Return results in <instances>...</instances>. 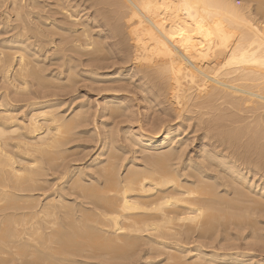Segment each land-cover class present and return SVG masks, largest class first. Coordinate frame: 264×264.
Wrapping results in <instances>:
<instances>
[{"label": "bare ground", "instance_id": "obj_1", "mask_svg": "<svg viewBox=\"0 0 264 264\" xmlns=\"http://www.w3.org/2000/svg\"><path fill=\"white\" fill-rule=\"evenodd\" d=\"M26 1L28 2L30 0H26ZM65 1L67 2V0ZM97 1L102 2L104 5H106L109 8V10L112 9V12L114 13L112 14L115 15L114 18L118 17V18L126 19L127 25L129 28V30L127 28L126 30H128L129 32L128 35L130 36L132 40V46H130L132 47V49L131 51L129 50L130 53L128 54V56H126V61L131 62L132 66L130 67V70L132 68V72L131 74L123 75V78H122V74L120 73V71L118 73L116 72L113 74L112 73H103V74L98 73L97 71H99L100 69H104V66L106 65L102 63L101 64L102 66H100L101 62H98L99 66H98V63L95 66L94 64H96V61H98L97 59H95L96 56H93L94 57L93 60H95V63H93L92 61L94 65L93 67L91 64V67H93L92 69L89 66L90 64L88 65L85 63L86 65L89 66L88 69H91V71H88V72L86 71L85 73L89 75H93L94 77L103 78V80L101 81H113V86L110 85V87L108 86L104 89H101V92L110 94V96L105 95L106 97L102 99L104 103V111L106 110L109 111V108H110L111 117L124 118L125 116V122L127 121V119L128 120L130 119V117L126 115L127 112H125L129 109L126 110V108H124L126 105L128 106V103H127L128 101L126 102L127 104H125L124 103L125 101H123V98H124L123 95L121 96L123 97L122 100H120V98L118 97L120 95L118 94L124 93V96H125V93H126L127 95H129V93L130 94L133 93V90L141 91V93L146 92L147 96L145 97L143 96L145 93L140 94L139 92L138 94L142 95L143 98H145L146 100L145 105L147 104L146 105L147 109L151 107V104L153 106L154 105L153 103H155L156 101H160V100H157L158 98L157 95L161 96L164 94V97H168L169 101H171V103L175 105V107L171 111L172 113L171 116L173 117L172 121L178 120L180 118V113L183 108V104L185 105V103L186 105H190L189 108L186 106L185 107L188 109L192 108L191 110H193L194 107L198 109L205 108V109H209L208 111H210L211 113L213 111L212 109L216 108V110L218 111V107L222 109V106H223L224 109L225 108L226 110L228 109V112L224 110L226 112L224 114L222 112L223 109L221 111L219 109L220 114L218 113L217 115L216 114L217 112L215 113L216 116L212 114L215 117H213L212 120L210 119V122L208 121L209 124L207 125L206 129L209 131V133L210 132L213 133L212 135L215 141V146H213L212 143L211 144H208V143L206 144L205 142L204 144L200 143L202 145L200 147L198 146V148H200L199 153H198L199 154L198 159H200L199 161H194L193 159L187 158V157L182 159L186 146L188 147V145L186 144L185 138L181 137L182 134H184V131H182L181 129H182V126L184 125L183 124L184 121L185 120L187 121L188 118L185 120L180 118L182 119L181 122H175L173 125H169L170 121H164L162 119L163 117L160 118V114H159V118L162 120V122L159 120L160 124L158 125H157V122L154 123V125L156 124L158 126L157 132H154L151 135L150 134L145 135V134H139V133L132 134L133 141L132 140L131 141H132L133 147H136V149H138L137 151L141 155V157L139 156V158L141 160H144L145 163H142V164L135 163L136 160H131L129 162L130 165L127 167L126 172L123 174V177H121L120 174H118L119 173L117 170L118 166L114 165L112 162L113 158L115 160V157L113 154L112 155L113 158L110 157L107 161H105L104 164L102 163L103 165L99 167L101 170L106 169V172L105 173L103 172L104 173V176H102L103 178L96 179V178H93L87 175L88 178H90L89 179L91 181L90 182V181L85 180V177L83 178L79 173L77 174L79 175V177L81 176V178L75 179V176H74L75 174L73 175L72 169L69 170V168H67L68 166L66 167L65 165H61L65 157L62 158L61 157L62 155L59 156V154H56L54 150H53L54 153L50 152L52 148L54 149L59 146L58 137L61 136V138L63 139V137L67 135L66 131L64 132V130L66 128L68 129L70 126L72 127V120L69 119V121H66V122L61 120V117L59 114L62 111L58 114L57 112H54L55 110L54 111L52 110L54 108L59 107V103H57L56 101L57 99H59V97L57 99L55 98L57 97V94H54L53 90L50 92L49 88L48 89L45 88L47 89V90H43L46 92L45 95L43 91H42L43 93L40 94V97L43 94L41 97L43 98V101L40 100L41 102L40 101L36 102L35 100L34 102L28 103L27 102L28 100L26 98V105L22 107L30 108V110L27 112L26 116L24 115V118H21V119L16 118V116H18L17 113L15 114V116L13 115L14 112L12 113V110L7 108L9 105L8 106L4 105L6 109L2 108L3 110H0V219H3V220H0V221H3V222H0L1 223L0 225V255H1L0 264H9L8 259H7L8 256L3 257L4 253L5 255L9 254L7 253V251L3 250L5 249L3 247H8V249H10L9 246H11L14 249V251L12 249V251L10 252L9 257H12V255L22 257L24 255V257L26 258L28 254H26L27 256H25L26 252L24 251L27 249L30 250V248L31 249L33 248L39 254L40 256L39 258H42L44 257V254H47L46 256L48 257L45 258L47 260L51 259V257H49L48 255L49 253L42 252L43 251L42 249H46V252L47 250H49L50 252V250H53L54 248L58 249V247H60L61 250L63 251L62 254H65L64 253L65 250L67 252L71 248H73V246L75 245L73 243V240L76 237V233L77 235H79L78 233H80L82 234V236H84L85 234H87L88 236L91 235L93 238H96V241H95L96 243L97 241L98 242L103 241L105 246L107 247L113 246V248L115 246L116 249L118 245H122V246L126 245V248L127 246L128 247L130 246L132 248L133 246L131 245H135V246L137 245L140 247L141 245L140 242L142 241L141 234L143 233L149 234V232L156 233L155 234L156 237L158 236L160 237L161 235H163L162 233H165V234H168L169 237L172 235L173 236L172 238H174V236H178L177 237L178 239L182 238L183 235L185 236L184 239L186 238L190 239L191 237L190 234L199 232L198 234L200 233L203 234V236L201 234L199 236H202L204 239V235H205L204 233L205 232L207 233V231L214 232L216 230H219L218 227H221L222 229L225 226V224H228L230 227V223L232 222V221L230 222V220H234L238 218H242L244 220V217L247 218L248 214L250 213L249 211L250 208H249V205H247L248 208L246 206H243L245 205V203L247 204V203L252 202L251 204L255 205L256 209L264 210V175L260 174L259 177H257L258 173L260 172L256 171L258 170L257 168H259L257 166L258 164L259 166L264 167V28H263L264 24L261 26L259 23H257L254 20L253 16L256 18L257 17L255 16L256 13L253 16L251 15L256 10V12L259 15L264 16V0H248V3L255 2V5H256V9L254 10L252 9L253 10L252 13L250 12L251 9L248 10L249 5L247 3H244V2L242 3L243 5L244 4L246 5V7H244L243 5H239L235 3L234 0H97ZM240 1L241 0L237 2L240 3ZM20 2H22V0L17 2V4ZM35 2L37 3V0L34 1V3ZM55 3L57 2H54V4ZM2 4L4 6V3ZM23 4L25 5L24 2ZM61 4L59 6H61ZM66 4H69V3H66ZM86 4L87 2H85V5ZM96 4H98V2ZM93 5H95V3ZM49 6L51 8V5ZM13 7L16 8L15 4ZM21 7H17L15 11L13 10L15 13V19H16L14 20L18 22L15 25L11 24L14 22L13 21L11 22L12 19H10L9 12L5 11V12L0 13V18L2 17L4 18V20H0V25L1 26L3 25V30L0 31V34H3V36L1 35L2 36L1 39L5 38L4 37L5 35H8V34L10 35L11 33L9 37H7L4 41L1 40L0 42V73H1L0 75H2L3 77V79H0V80H3V81L5 80L6 82H9V83H11L10 76L11 74L14 73V67L16 68V70H15V73L13 74V77L14 75H17L22 80V78L24 79V76L26 77L27 74L28 75L32 74V69H30L29 58L30 57L32 58L34 54L39 53L40 52L39 50L41 49H37V52H36L37 47L35 46L37 45L35 44L34 46V44L32 45L31 43L33 41H36V39L34 40L33 38L38 37L40 35L43 37L45 34L43 32H40L42 30H40L39 28L42 26L37 28L38 31L37 29L36 30L32 29L33 27H35V25H38V23L40 22V21L39 22L36 21L37 17L34 21L32 20L34 23L35 21L37 23L34 26H30L31 28L28 26L29 23L26 24V22L30 19H27L29 17L27 15V18H26L27 21H25L23 17L24 13H21L20 10L18 9V8L21 9ZM32 7H29V9L30 8L32 9ZM103 7L104 6H102V8ZM8 8H10L11 10V6H8ZM26 8H24V10ZM50 8H47V9H50ZM91 8L96 9V7L95 8L91 7ZM32 10H34V8ZM39 10L37 9V12H34V11L33 12L39 15L38 13L40 12ZM69 11L71 10L69 9ZM49 12L47 11L48 14ZM62 13H64V10L62 11ZM95 13L93 14V16H95ZM104 13L106 12L104 11ZM86 14L84 16H86ZM49 16L50 14L48 15V17ZM73 16H67V20H64V23L66 21V24H63L61 22L63 24L61 25V24H58L57 22V25H56L54 24V22L51 21V23L49 24L45 23V27L54 26L55 29L58 30L60 35H62V37L60 36L57 39L59 40L61 39L63 42H65V45L67 46L69 44L75 48L76 46L77 48L84 46L83 49L81 48L84 51L85 48H87L85 46H91V42L90 43L88 42L89 41L88 39L91 36H88V34H90L92 31L90 33H87L88 31L86 30L75 29L74 27H75L76 22L71 21V19H73ZM104 17L106 16L104 15ZM64 18H65V15H64ZM114 18H112V20ZM38 19H41V18L39 17ZM90 19L91 18H89L87 22ZM107 19L108 18H106L105 23L107 22ZM125 19H122V23H124L123 21ZM258 19L260 20L261 18L259 17ZM46 20H48V18H46ZM96 20H92L93 21L92 24H95L94 22ZM115 20H119V19H115ZM97 22L99 23V21ZM109 23L111 24V21ZM118 23L119 24L121 23L120 20L118 21ZM117 24L114 23V25H117ZM114 25H110V28L111 26H114ZM104 26L106 25L104 24ZM115 27L116 26H114L113 29ZM95 28H97V25ZM116 28H115V31L119 33L120 29L117 31ZM89 29L90 28H88V30ZM123 29L124 27L122 26L121 32ZM110 31L108 30L109 34H110ZM47 32H50V31H47ZM93 32H94V28H93ZM121 32L119 34H121ZM112 33H114V31ZM126 33H125V36H126ZM54 34L57 35L56 31ZM46 35L49 38V35L48 34ZM102 35L104 36V32ZM41 36L39 37V39L41 38ZM51 36L54 37L53 34L50 35V38ZM120 37L118 39H120ZM121 38H123V36ZM124 38L125 40L129 39V38L126 39V37ZM32 39L33 41H31ZM102 39L104 40V38ZM107 39L105 38V40ZM29 40L31 42L30 44H29ZM121 40L123 41V39ZM39 42H42L41 39ZM44 42L46 41H43V43ZM103 42L106 43L105 41ZM117 42L119 41L117 40L115 43ZM100 44L102 43L101 42L99 44L97 43L96 46L99 45L101 47ZM119 44L121 45V43H118V45ZM58 45H56V47L54 46H51V47L57 48ZM108 45H109L108 49H110L111 45L109 43ZM49 46L50 45L48 43V47ZM60 47H61V44L59 48ZM62 47H64V50L66 51L65 49L66 46H62ZM111 47H114V45L112 44ZM97 48L95 50H97ZM119 48L120 50L119 49H116V50L121 52L122 51L121 47ZM114 49L112 48V50ZM51 50L53 51L55 49H51ZM56 50H60V49L57 48ZM70 50L72 49H68V51ZM86 51H85V55H86ZM43 52H44L43 54L48 55V52H50V50L44 49ZM61 52H60V55L62 54ZM110 52L111 50L109 51V54ZM57 53L59 52L57 51ZM100 53H97V54H100ZM87 54H89V52ZM104 54L105 53H103V55ZM106 54H105V57L107 56ZM57 55L59 56V54ZM77 55L79 54H76V59H79L77 58ZM79 56L80 58L82 57L81 55ZM98 56L99 55H97V57ZM121 56L123 55L121 54ZM68 57L69 56H67V58ZM112 58L114 59V57ZM122 58H124V56ZM32 59H34V57ZM44 59H45V56H44ZM120 59L118 63H120ZM74 60H75V57H74ZM79 60L77 61L75 60V61L78 62ZM87 60L84 59V61L86 62ZM70 61H68V63H65V62L64 63L67 65V64L72 63V61L71 62ZM105 61H107V59ZM79 62H82V61H79ZM121 62H125V59L124 61L121 60ZM124 64L125 63H123V65ZM77 65H81V63ZM120 65L121 64H119L118 67ZM60 66L62 68V65ZM110 67L112 68V66ZM75 68H78V66ZM71 71H70V75H73L71 74ZM85 73H82V74H85ZM43 78L45 77L43 76ZM134 78H137L136 80H138L137 85H136V82L132 81L134 80ZM120 79L122 80L120 81ZM59 80L62 81V80H65V78L60 77ZM101 81H96V82L99 83ZM115 81H120V82L118 83ZM76 82L74 81L71 84L73 83L76 84ZM90 84L91 83H89V86H91ZM73 85H72V88L74 89ZM12 86L11 88L9 87L8 88L13 89ZM66 86L67 85H65V87ZM69 86L70 85H68V87ZM52 88L54 87L52 86ZM57 88L59 90V88H62V86L58 85ZM14 89H15V93L13 92L12 93L14 95L18 94L17 96L18 98L24 95V94L21 95V91H20L22 90L21 88L16 89L14 87ZM69 89L70 88H68V90ZM62 90L63 92H65L64 89ZM22 91H25V90H22ZM47 92H50L51 94H48ZM35 94H37L38 96L39 93L36 92ZM73 94H76V93H73ZM37 96H36V99L38 98ZM4 98H3V102L6 103L4 101L5 100ZM8 98H10V95L8 96ZM18 98H15V99H18ZM74 99H76V97H74ZM6 100H7V97H6ZM10 101H8L9 104H10ZM19 101H23V100H19ZM3 102L2 104H4ZM61 102L62 101H60V103ZM165 103L166 102L164 101V104ZM24 104L25 103H22V105ZM14 105L17 106L16 103ZM168 105L170 106L171 104H168ZM82 107H80L81 110L79 109L78 110L82 111ZM158 110L159 109H157V111ZM195 111L194 112L192 111V112L195 114ZM20 112L21 110L19 111V113ZM165 112L166 110L164 111V113ZM185 112L186 110L184 109V114ZM205 112L206 111H204V113ZM235 112L237 115L235 114ZM82 113L83 112H81V114ZM210 113L208 115L209 117H211ZM240 113H244V115H247V116L251 115V117L250 116L249 117L252 118V121H254L252 122L254 125L253 126L250 125L251 119L250 120L248 119L250 124L248 123V120L246 122L244 121L247 118L246 116H244L243 118L244 120L241 118L240 120L239 117H237L238 114ZM21 114L22 113H20V116ZM206 114L208 113L206 112L205 115L202 113L203 115L202 117H205ZM74 115L75 117L77 116L76 114H73V116ZM191 116L194 117V115H191ZM190 118L191 117L189 116V120ZM199 118L200 117L198 114L196 120L200 122ZM75 119L76 118H73L74 121ZM79 119H80V116H79ZM154 119H157V118L154 117ZM77 120H78V117H77ZM77 120L75 122H77ZM82 121L84 120H81V123ZM188 121L187 123H189ZM203 121H205L206 123L207 120H205L204 118ZM243 121L245 122V125ZM237 123L239 124L242 123L243 124L242 127H240L241 125L238 126ZM75 124L76 123H73V126ZM78 124L79 122H77V125ZM235 124L236 126H234ZM204 125L205 124H203V126ZM74 129H75V126H74ZM188 129L189 128H187V130ZM193 134L195 135V133L192 132L191 135ZM207 136H209V134ZM203 139L205 138L203 137ZM193 140L194 139H192V141ZM189 143H191V141ZM103 148H104V144H103ZM129 149H130V144H129ZM104 150L105 149H103V151L101 150L100 156L104 155L105 153ZM191 153L193 154V152ZM54 154H56L57 156H55ZM189 156H192V155H189ZM46 158L47 160H44ZM60 158H62L63 161L60 160L59 161L60 164H58V166L57 165L55 166L53 162L59 160ZM43 160L45 162L47 161L46 163H48L49 166H52V165L54 166V169H52V171L54 174L56 173V176H57L56 178L54 175V178L58 180L57 181L58 184H55L57 185L56 189H51V192L49 191L50 189H45L44 186L42 185V183L46 182L45 180H43V178L46 179L48 177H43L42 180L38 179V177L41 175L43 176V174L45 176L43 169L39 167V165H41L44 162ZM95 161H97V158L94 159L93 162ZM59 162L57 161V163ZM48 165H46V167L44 165L43 166L41 165V167L42 168L45 167V171L46 170L49 171L51 169L48 168ZM76 170L77 171L79 170L78 172H80L82 168L81 170L80 169H76ZM49 176H51V174ZM92 178L95 180H93ZM49 185L50 184H48V187ZM50 188H52V186H50ZM47 190L50 193H47ZM34 192H37L40 194L42 193V194L34 195ZM252 193L253 195H258V197L256 199L253 197L251 198ZM66 195H69L70 197L71 195L72 197L74 195L73 198L76 197L75 201L80 199L81 202L77 201L80 203H77L74 201L72 203H74V205L76 204V206H78L81 210L83 209L85 205L90 206V208L88 210L86 209L85 211H80V216L75 215L76 213H73L75 210L74 211L71 210L70 209L71 207L68 206L72 204H68L69 201H66L67 205L65 204ZM251 204L250 206H253ZM243 209L245 210V212ZM62 210H64V213H65L64 217H66L65 218V220L67 221L65 222L66 225L65 224L60 225L61 224L60 222L63 221L64 219L60 220L59 219L60 217L58 218L60 213H63ZM232 210L233 212H230ZM241 210H243L244 212L243 214ZM239 211L241 214L239 213ZM251 214L252 213H250V215ZM238 220H239L238 222L240 223L237 222L238 223L237 225L240 226L242 225V223L244 224V222H242L241 219H238ZM58 221H60L59 222L60 224L58 223ZM234 221H237V220H234ZM233 224L236 225V223H233ZM254 224L252 223V226ZM64 225L65 227H67L66 230L64 229ZM246 225L249 227L251 226V225H248V222ZM56 226L57 228L61 226V228L69 232L68 233L65 232L63 234L62 231L58 232L60 229L57 231V228H55V230L58 232V234L56 232L49 231V230H53L54 227ZM235 227H238V226H235ZM242 227L243 226H241L240 228H236V230L237 229L241 230ZM224 232L226 231L224 230L223 233ZM60 233H62V235H60ZM158 233H161V234L157 235ZM186 235H188L189 237H186ZM82 236L80 237L81 239L83 238ZM92 237H90L91 240L93 239ZM205 238H207V236ZM83 239L85 240L86 237H84ZM178 239H176V241ZM189 239H186V240H189ZM179 240L181 241L182 239H179ZM78 241H80V239ZM78 241H77V244H78ZM143 241L145 240L143 239ZM95 242L94 243L91 242V243L94 245ZM137 242H139L140 245L139 243L137 244ZM145 242L147 243V241ZM145 242L143 243L145 244ZM87 243L88 242L84 244L87 245ZM86 245H84V247L89 248V246H86ZM149 245L150 244H148V246ZM76 246H74V248ZM78 247L76 248L77 250H79ZM84 247L81 246V249H83ZM62 248H65V249H62ZM67 248H69V250ZM73 249L71 251L75 250ZM91 249H93V247ZM196 249H197V246H196ZM92 251L93 250H91V252ZM81 252L79 253V254H82L81 257L80 256L78 257L84 258L83 257L84 254L83 252L82 253ZM107 252L106 254L109 255L110 253H107ZM71 253H74V252H71ZM215 253L216 252L202 253L197 250L195 254L192 253L195 257V261L191 262V264H210V263L212 264L213 263L232 264L233 262L234 263L236 262L239 264L240 261L243 260V259L239 260L237 258H231L228 256L227 257L217 256L218 253L217 254ZM69 254H66L65 256L67 255L70 256ZM106 254H102V255H105L104 257H106ZM190 254L191 253H189V255ZM30 255L32 256V254H29V256ZM88 255L90 254L87 253L86 255L87 257L86 256L85 257L91 258V256L88 257ZM171 255L172 254H170V256ZM177 256L176 258H179L180 254ZM35 257H36V254H34L33 258ZM70 257L72 258V260H74L73 256H70ZM92 258H93L92 260H94V256H92ZM97 258L98 257H96V259ZM15 259H12V260H14L15 262ZM17 259H16L17 261L22 262L21 259L19 258ZM66 259L68 261L69 258L67 257ZM171 259L173 260L172 257ZM192 259L194 260V258ZM12 260L10 261V263H12ZM22 260H25V259H22ZM175 260L176 259H174V263H175ZM177 260H176L177 264H183L182 262H180L181 261L180 258H179L180 261L179 260L177 261ZM33 261L35 260L33 259ZM41 261L42 262L44 261L43 258ZM50 261L52 262L53 259L49 260V262L47 261L46 262L51 263ZM26 262L25 264H27ZM39 263L41 264V262ZM53 263H55V261ZM72 263L75 264L76 262H72ZM80 263L82 262L80 261L78 264Z\"/></svg>", "mask_w": 264, "mask_h": 264}, {"label": "rangeland", "instance_id": "obj_2", "mask_svg": "<svg viewBox=\"0 0 264 264\" xmlns=\"http://www.w3.org/2000/svg\"><path fill=\"white\" fill-rule=\"evenodd\" d=\"M2 1V2H1ZM0 1V13L1 12H5V11H7V12H9V14H10V19H12L11 20V22L13 21L14 23H11V24H17L18 22H16L15 20V13H14V11H15V9L17 8V7H21V9L20 8H18L19 10H20V12L21 13H24L23 14V17H24V19H25V21H27V19H30V20H28L27 22H26V24H28V26L30 27V26H34L37 22H39L38 23V25H35V27H33L32 29H37L38 27H40V26H42V27H40L39 29L40 30H42V31H40V32H43V33H45L44 34V36L43 37H45V38H43L41 35V41L42 42H39L40 41V39H39V37L40 36H38V37H35V38H33L34 40L36 39V41H33V39L31 40V41H33L32 43L30 42V40H29V44L31 43L32 45L34 44V46H35V44L37 45V46H35V47H37L36 48V52H37V49H41V50H39L40 52L39 53H36V54H34V56H32V58L34 57V59H32L31 57L29 58V62H30V69H32V74L29 76L28 74V76L26 75V77L24 76V79L22 78V80L20 79V77H18L17 75H14V77H13V74L15 73V70H16V68L14 67V73L13 74H11V79H10V82L11 83H9V82H6L5 80L3 81V80H0V110H3V109H6V107L4 106V105H6V106H8L7 108L8 109H10V110H12V113H13V115L15 116V114L17 113V115L18 116H16V118H18V119H21V118H24V115L26 116V114H27V112L30 110V108H24V107H22V106H25L26 105V98H27V102L29 103V102H34L35 100H36V102H38V101H43V98H41L42 97V95H41V97H40V94L41 93H43L44 92V95H45V91H43V90H47L48 88H49V90H50V92L53 90V92H54V94H57V97H55L56 99L59 97V99H55L56 101H57V103H59V107H57V108H54V109H52L54 112H57L59 115H60V117H61V120H63L64 122H66V121H69V119L70 120H72V127L70 126L68 129L66 128H64L65 130H64V132L66 131V136H64L63 137V139L61 138V136H59L58 137V141H59V146L57 147V148H52L51 149V151L50 152H53V150H54V152H56V154H59V156H61L62 158H64L63 160L65 161H63L62 160V158H60L59 160H57L58 162L60 161V160H62L61 162V165H65L67 168H69V170H71L72 169V171H73V175L75 176V179L76 178H81V176L84 178L85 177V180H87V181H90L89 179L90 178H88V176L87 175H89V176H91V177H93V178H96V179H102L103 177L102 176H104V173L106 172V169H103V170H101L99 167L101 166V165H103L104 163H105V161H107L110 157H112V155L114 154V157H115V160H114V158H113V160H112V162H113V164L114 165H116V166H118V168H117V170H118V174H120V176L121 177H123V174L126 172V170H127V167L130 165L129 164V162L131 161V160H136L135 161V163H140V164H142V163H145V161L144 160H141L140 158H139V156L141 157V155H140V153L137 151L138 149H136V147H133V144H132V141H133V137H132V134L134 133V134H137V133H139V134H145V135H151V134H153L154 132H157L158 131V124H160V122H159V120L162 122V120L160 119V118H162L164 121H170V124L169 125H173L175 122H181V120L183 119V120H185V119H187V121L189 120V116L191 117L190 118V120L188 121L189 123H187V121L185 120L184 121V125L182 126V131H184V134H182V138L184 137L185 138V140H186V144L188 145V147L186 146V149H185V151H184V154H183V157H182V159H184L185 157H187V158H191V159H193L194 161H199L200 159H198L199 157H198V153H199V149L200 148H198V146L200 147L202 144H204V142L207 144H213V146H215V141H214V139H213V133H209V131L206 129V127H207V125L209 124V122H210V119L212 120L213 119V117H215L216 116V114L218 115V113L220 114V111L222 110V112L225 114L226 112H228V109L226 110V108L224 109L223 108V106H222V109L221 108H219L218 107V111H219V109H220V111L218 112L217 110H216V108H214V109H212L213 111V113L211 112L210 113V111H208L209 109H205V108H203V109H198V108H195L194 107V109L193 110H191L192 108H190V109H188L189 107H190V105H186V103L185 102H183V103H185V105L183 104V108H182V110H181V113H180V118H182V119H178V120H175V121H172V119H173V117L171 116L172 115V113H171V111L173 110V108L175 107V105H173L172 103H171V101H169V99H168V97H164V94L163 95H161L162 96V98H161V96L160 95H157L158 96V98H157V100H160V101H156L155 103H153L154 105L152 106V104H151V107L150 108H148L147 109V107H146V105H145V103H146V100H145V98H143V96L145 97V96H147V94H146V92H142L141 93V91H137V90H133V93L135 94H130L129 93V95H127L126 93H125V96H124V93L123 94H118V95H120V96H118L119 98H120V100H122V98H123V101H125L124 103L125 104H127L128 103V106L126 105L124 108H126V110L127 109H129V110H127V111H125V112H127V116H129L130 117V119L128 120L127 119V121L125 122V116H124V118H122V117H120V118H114V117H111L110 116V108H109V111L108 110H106V111H104V103H103V99L102 98H105L106 96H110V94L109 93H103V92H101V89H104V88H106V87H110V85H112L113 86V81H101V80H103V78H100V77H94L93 75H89V74H87V73H85L86 71L88 72V71H91V69L94 67V65L96 66L97 65V63L98 62H101L100 63V66H102L101 64L103 63V64H105L106 66H104V69H100L99 71H97L98 73H101V74H103V73H118L119 71H120V73L122 74V78H123V75H125V74H131V72H132V68H131V70H130V67L132 66L131 65V62H127L126 61V56H128V54L130 53L129 52V50L131 51V49H132V47H130V46H132V40H131V38H130V36L128 35L129 34V32H128V30H129V28H128V25H127V21H126V19L125 18H118V17H115L114 18V16L115 15H113L114 13L112 12V9H110L109 10V8L106 6V5H104L102 2H100V1H97V0H86V1H84V0H75V1H73V0H67V2L65 1V0H47V2H46V0L44 1V0H37V3L35 2L34 3V1H36V0H30V1H26V0H22V2H20V3H18L17 4V2H19V1H21V0H1ZM5 1V2H4ZM14 1V2H13ZM44 1V2H43ZM52 1V2H51ZM65 1V2H64ZM78 1V2H77ZM235 1V3H237V4H239V5H243L242 3L244 2V3H247L248 5H249V7H248V5H247V7L249 8L248 10H250V12L252 13L253 12V10L254 9H256V5H255V2H249L248 3V0H246V1H240V3H238L239 2V0H234ZM11 4H9V3ZM23 2L25 3V5L23 4ZM27 2V3H26ZM31 2H32V4H31ZM54 2H57V3H55L54 4ZM71 2H73V3H71ZM78 4H77V3ZM81 2H83V3H81ZM85 2H87V4L85 5ZM92 2V3H91ZM95 3V5H93L94 3ZM98 2V4H96ZM2 3H4V6H3V4ZM7 3V4H6ZM22 3V4H21ZM51 3V4H50ZM62 3V4H61ZM66 3H69V4H66ZM76 3V4H75ZM102 4V6H104L103 8H102V6H101V4ZM252 3H254V4H252ZM14 4H15V7L16 8H14L13 6H14ZM31 4V5H30ZM33 4H35V5H33ZM39 4V5H38ZM61 4V6H59ZM64 4V5H63ZM70 4H72V5H70ZM74 4V5H73ZM100 4V5H99ZM5 5H6V7H5ZM17 5V6H16ZM49 5H51V8H50V6L48 7ZM62 5H63V7H62ZM69 7H68V6ZM76 5V6H75ZM99 7V9H98V7ZM8 6H11V10H10V8H8ZM28 6V7H27ZM33 6V7H32ZM40 6H42V7H40ZM56 8H55V7ZM67 6V7H66ZM70 6H71V8H70ZM79 6V7H78ZM89 6H91V7H96V9H93V8H91V7H89ZM244 7H246V5L244 4L243 5ZM252 6H253V8H252ZM27 7V8H26ZM29 7H32V9L34 8V10H32L31 8L29 9ZM35 7H36V9H35ZM77 7V8H76ZM81 7V8H80ZM87 7V8H86ZM101 7V8H100ZM107 7V8H106ZM13 8V9H12ZM24 8H26L25 10H24ZM47 8H50V9H47ZM76 8V9H75ZM4 9V10H3ZM7 9V10H6ZM28 9V10H27ZM37 9L40 11V12H38L39 13V15H37L36 13H34V12H37ZM54 9H56V10H54ZM64 10V13H62V11ZM69 9L71 10V11H69ZM75 9V10H74ZM91 9V10H90ZM98 9V10H97ZM103 9V10H102ZM109 11H108V10ZM247 9V8H246ZM253 9V10H252ZM14 10V11H13ZM29 11V12H27V11ZM49 12V10H50V12L52 13V14H54V15H52L50 12H49V14H50V18L48 17V13H47V11ZM68 10V11H67ZM89 10H90V12H89ZM96 10V11H95ZM102 10V11H101ZM34 11V12H33ZM76 13H78V14H76ZM78 11V12H77ZM81 11V12H80ZM95 13V16H93V12ZM99 11V12H98ZM104 11L106 12V13H104ZM111 11V12H110ZM54 12V13H53ZM56 12V13H55ZM59 12V13H58ZM70 12V13H69ZM71 12H72V14H71ZM97 12H98V14H97ZM33 13V14H32ZM45 13V14H44ZM46 13H47V15H46ZM69 13V14H68ZM87 13V14H86ZM93 13V14H92ZM100 13V14H99ZM113 13V14H112ZM250 13V14H251ZM256 13V14H255ZM36 14V15H35ZM65 15V18H64V15ZM71 14V15H70ZM86 14V16H84ZM98 16H97V15ZM106 16V17H104V15ZM107 14H109V15H107ZM112 14V15H111ZM255 14V16H257L256 18L253 16ZM258 13L256 12V10L251 14L252 16H253V18H254V20L257 22V23H259L261 26L264 24V18H262V17H264V16H262V15H259V17L262 19V21H261V19L259 20L258 18V15H257ZM13 15V16H12ZM27 15L29 16L28 18H27ZM32 15H34V16H32ZM55 15H57V16H55ZM74 15V16H73ZM67 16H73V19H71V21H75L76 23H75V29H78V30H86V31H88L87 33H90L91 31V35L90 34H88V36H91V37H89V43L91 42V46H85V47H87V48H85V50L83 51L82 49L84 48V46L83 47H78L77 48V46H76V48L75 47H72L70 44L67 46V45H65V42H63L61 39V41L59 40V39H57L58 37H62V35H60V33L58 32V30H56L55 29V27L54 26H50V27H45V23L46 24H49V23H51V21L52 22H54V24H56L57 25V22H58V24H61V25H63V24H66V21H65V23H64V20H67ZM82 16V17H81ZM91 16V17H90ZM93 16V17H92ZM109 16V17H108ZM111 16V17H110ZM251 16V17H252ZM36 17H37V19H36ZM41 18V19H38V18ZM54 17V18H53ZM61 17H62V19H61ZM99 17V18H98ZM3 18V17H2ZM2 18H0V20H4V18L2 19ZM27 18V19H26ZM46 18H48V20H46ZM57 18V19H56ZM64 18V19H63ZM89 18H91L92 20H96V19H98V20H96L94 23L95 24H92L93 23V21L90 19L88 22H87V20ZM94 18V19H93ZM104 18V19H103ZM106 18H110L109 19V21H108V19H107V24L105 23V20H106ZM112 18H114L113 20H112ZM15 19V20H14ZM36 19V21H35V23L33 22L34 20ZM52 19V20H51ZM83 19V20H82ZM115 19H119L120 20V24H121V26H120V24L118 23V21L119 20H115ZM122 19H125L123 22L124 23H122ZM33 20V21H32ZM60 20V21H59ZM115 20V21H114ZM260 22H259V21ZM46 21V22H45ZM69 21H70V19H69ZM85 21V22H84ZM97 21H99V23L97 22ZM104 21V22H103ZM111 21V24L109 23ZM33 24H32V23ZM43 22V23H42ZM63 24H62V23ZM96 22H97V24H96ZM102 22H103V24H102ZM74 23V22H73ZM88 23V24H87ZM91 23V24H90ZM113 23V24H112ZM114 23L115 24H117V25H114ZM262 23V24H261ZM31 24V25H30ZM83 25V27H82V25ZM100 24V25H99ZM104 24L106 25V26H104ZM123 24V25H122ZM44 25V26H43ZM74 25V24H73ZM76 25H77V27H76ZM94 25V26H93ZM96 25H97V28H99V29H97V28H95L96 27ZM110 25H114V26H116L115 28H116V30L118 31L119 29V33L121 32V29H122V26L124 27V29H125V31H124V29L122 30V32H123V34H122V32H121V34H119V33H117L116 31H115V28L113 29V27L114 26H111V28H110ZM125 25V26H124ZM120 26V27H119ZM264 26V25H263ZM54 27V28H53ZM94 28V32H93V28ZM104 27H105V29H104ZM31 28V27H30ZM49 28V29H48ZM52 28V29H51ZM88 28H90L89 30H88ZM92 28V29H91ZM100 28H102V29H100ZM110 28V29H109ZM126 28L128 29V30H126ZM264 28V27H263ZM43 29H44V31H43ZM110 31L111 29V31L113 32L114 31V33H112L111 31H110V34H109V32H108V30ZM3 30V25L1 26L0 25V31H2ZM54 30V31H53ZM98 30H100V31H98ZM37 31H38V29H37ZM47 31H50V32H47ZM55 31H56V34L58 35H55L54 33H55ZM98 31V32H97ZM104 32V36L102 35L103 34V32ZM126 31H127V33H126ZM126 33V36H125V33ZM93 33V34H92ZM98 33V34H97ZM112 33V34H111ZM46 34H48L49 35V38H48V36L46 35ZM51 34H53V36L55 37H52L51 36V38H50V35ZM106 34V35H105ZM118 34V35H117ZM3 36V34H0V42H1V40L2 41H4L7 37H9L10 35H11V33H10V35L8 34V35H5L4 37L5 38H2L1 39V37ZM96 35V36H95ZM110 35V36H109ZM127 35H128V37H127ZM57 36V37H56ZM99 36V37H98ZM103 36V37H102ZM114 36V37H113ZM117 36V37H116ZM123 36V38H121V37ZM93 37V38H92ZM107 37H108V39H107ZM112 37V38H111ZM120 37V39H118ZM124 37H126V39L127 38H129L128 40H125V38ZM48 38V39H47ZM102 38H104V40L102 39ZM105 38L107 39V40H105ZM116 38H117V40L119 41V42H117V43H115L117 40H116ZM51 39V40H50ZM55 39V40H54ZM97 39V40H96ZM112 39H113V41H112ZM121 39H123V41L121 40ZM53 40V41H52ZM57 40V41H56ZM105 41L106 43H104L103 41ZM124 40H125V42H124ZM43 41H46V42H44L43 43ZM47 41H49V42H47ZM51 41V42H50ZM56 41V42H55ZM59 41V42H58ZM97 41V42H96ZM111 41V42H110ZM102 43V44H100L101 45V47L99 46V45H97L96 46V44L98 43ZM38 43H40V44H38ZM48 43H49V47H48ZM52 45H51V44ZM56 43H60L61 44V47L59 48V46H60V44L58 45V44H56ZM64 43V44H63ZM108 43L112 46V44L114 45V47H111L110 46V49H108V47H109V45H108ZM118 43H121V45L119 44L118 45ZM41 44H42V46H41ZM54 44H56V45H58L57 46V48L58 49H60V50H56L57 48H54V47H56V45H54ZM63 44V45H62ZM67 44V43H66ZM104 44H105V46H104ZM116 44V45H115ZM124 44V45H123ZM45 45V46H44ZM106 45H107V47H106ZM46 46H47V48H46ZM51 46H54V47H51ZM62 46H66V51H68V49H72V50H70V51H68V52H66L65 50H64V47H62ZM121 47V50L123 51H118V50H116V49H119L120 50V48L119 47ZM89 47H91V48H89ZM98 47V48H97ZM103 47V48H102ZM117 47V48H116ZM82 48V49H81ZM97 48V50H95ZM105 48V49H104ZM112 48L114 49V48H116V49H114V50H112ZM44 49H48V50H50V52H48V55H46V54H43L44 52ZM51 49H55V50H51ZM74 49V50H73ZM86 49H87V51H86ZM90 49V50H89ZM101 49H102V51H103V53H108V54H106L107 56V58L105 57V54L103 55V53H102V51H101ZM78 50V51H77ZM80 50V51H79ZM108 52H107V51ZM111 50V52H110V54H109V51ZM52 51V52H51ZM55 51V52H54ZM57 51L59 52V53H57ZM73 51V52H72ZM83 51V52H82ZM85 51H86V55H85ZM93 52V53H91V52ZM113 51V52H112ZM127 51V52H126ZM60 52L63 54V52H64V54L61 56L60 55ZM71 52V53H70ZM75 52V53H74ZM79 52V53H78ZM80 52H82V53H80ZM89 52V54H87ZM96 52V53H95ZM101 52V53H100ZM52 53V54H51ZM59 54V56L57 55V54ZM66 53V54H65ZM84 53V54H83ZM97 53H100V54H97ZM125 53V54H124ZM39 56H38V55ZM53 54H55V55H53ZM76 54H79V55H81L82 57L80 58V56L79 55H77V58H79V59H76ZM92 54H94V55H92ZM119 54V55H118ZM121 54L124 56V58H122L123 56H121ZM127 54V55H126ZM35 55H37V56H35ZM88 55V56H87ZM97 55H99L98 57H97ZM44 56H45V59H44ZM51 56V57H50ZM52 56H53V58H52ZM61 56V57H60ZM64 56V57H63ZM67 56H69L68 58H67ZM93 56H96L95 57V59H97L98 61H96V64H94L93 65V63H95V60H93ZM118 56V57H117ZM42 57H43V59H42ZM58 57V58H57ZM60 57V58H59ZM74 57H75V60L77 61V60H79V61H82V62H76L75 60H74ZM84 57V58H83ZM88 58V60H87V58ZM91 57H92V59H91ZM99 57H101V58H99ZM105 57V58H104ZM111 57V58H110ZM112 57H114V59L112 58ZM39 58V59H38ZM62 58V59H61ZM120 58H122V59H120ZM68 59H70L71 61H72V63H70V64H65V63H68V61H70V60H68ZM74 60V62H73V60ZM82 59V60H81ZM84 59L85 60H87V62L86 61H84ZM104 59V60H103ZM107 59V61H105ZM119 59H120V63H118L119 62ZM124 59H125V62H121V60H123L124 61ZM58 60H59V62H58ZM113 60V61H112ZM37 61V62H36ZM54 61V62H53ZM67 61V62H66ZM70 61V62H71ZM92 61H93V63H92ZM103 61V62H102ZM109 61H111V62H109ZM115 61V62H114ZM46 62V63H45ZM65 62V63H64ZM91 62V63H90ZM55 63V64H54ZM74 63V64H73ZM80 64L81 63V65H77V64ZM90 64L89 66H90V68L91 69H88L89 68V66L88 65H86V64ZM110 63H112V64H110ZM123 63H125L124 65H123ZM127 63H128V65H127ZM40 64V65H39ZM63 64H64V66H65V68H64V66H63ZM73 64V65H72ZM83 64V65H82ZM91 64H92V66L93 67H91ZM119 64H121L119 67H118V65ZM130 64V65H129ZM39 65V66H38ZM60 65H62V68H61V66ZM69 65V66H68ZM76 65V66H75ZM85 65V66H84ZM108 65V66H107ZM32 66V67H31ZM54 66V67H53ZM67 66V67H66ZM77 67L78 66V68H75V67ZM84 66V67H83ZM88 66V67H87ZM98 66H99V63H98ZM110 66H112V68L110 67ZM40 67V68H39ZM73 69H72V68ZM87 67V68H86ZM106 67V68H105ZM108 67V68H107ZM123 67V68H122ZM126 67V68H125ZM45 68V69H44ZM84 68V69H83ZM101 68H103V67H101ZM42 69V70H41ZM59 69H60V71H59ZM62 69V70H61ZM71 69H72V71H74V72H72L71 71ZM77 70V71H75V70ZM108 69H110V70H108ZM47 70V71H46ZM102 70H103V72H102ZM106 70V71H105ZM118 70V71H117ZM130 70V71H129ZM70 71H71V74H73V75H70ZM84 71V72H83ZM112 71V72H111ZM54 72V73H53ZM62 74H61V73ZM76 72H78V73H76ZM38 73V74H37ZM45 73V74H44ZM75 73V74H74ZM82 73H85V74H82ZM1 74V73H0ZM63 74H65V75H63ZM69 75H70V77H69ZM43 76L45 77V78H43ZM65 78V80H59V78ZM72 77V78H71ZM12 78H13V80L15 81H13L12 80ZM71 78V79H70ZM98 78V79H97ZM0 79H3V77H2V75H0ZM41 79V80H40ZM54 79V80H53ZM68 79V80H67ZM72 79H74V80H72ZM91 79V80H90ZM137 78H134V80H132L133 82H136V85H137V82H138V80H136ZM24 80V81H23ZM37 80V81H36ZM76 80H77V82H76ZM93 80H95V81H93ZM122 79H120V81H121ZM13 81V82H12ZM54 81V82H53ZM76 82V84H71L72 82ZM96 81H101V82H96ZM120 81H115V82H120ZM23 84H21V83ZM23 82H25V83H23ZM91 83L90 85L91 86H89V83ZM105 82V83H104ZM40 83V84H39ZM45 83V84H44ZM54 83V84H53ZM68 83H70V84H68ZM80 83V84H79ZM85 83H87V84H85ZM95 83V84H94ZM110 83H112V84H110ZM14 84H15V86H14ZM44 84V85H43ZM105 84V85H104ZM13 85V86H12ZM40 85V86H39ZM62 86V88H59V90H58V88H57V86ZM65 85H67L66 87H65ZM68 85H70L69 87H68ZM72 85L74 86V89L72 88ZM77 85V86H76ZM95 85H96V87H95ZM11 86H12V88L13 89H9V88H11ZM18 88H17V87ZM42 86V87H41ZM49 86V87H48ZM52 86L54 87V88H52ZM63 86H64V88H63ZM76 86V87H75ZM86 86H88L89 87V89H88V87H86ZM9 87V88H8ZM14 87L16 88V89H22V90H25V91H22V90H20L21 91V95H23L24 96V98H23V96L21 97L20 95V99L17 97L18 96V94L17 95H14L13 93H15V89H14ZM97 87H99V88H97ZM8 88V89H7ZM45 88H47V89H45ZM50 88H52V89H50ZM55 88H57V89H55ZM66 88V89H65ZM68 88H70L69 90H68ZM61 89V90H60ZM62 89H64V91L65 92H63V90ZM76 89V90H75ZM94 89V90H93ZM13 90V91H12ZM40 90V91H39ZM48 90V91H49ZM75 90V91H74ZM100 90V91H99ZM8 91V92H7ZM11 91V92H10ZM43 91V92H42ZM60 91V92H59ZM7 92V93H6ZM13 92V93H12ZM28 92V93H27ZM36 92H38L39 94H38V96H37V94H35ZM50 92H47L48 94H51ZM140 92V94H144L143 96L142 95H140V94H138ZM27 93V94H26ZM62 93H63V95H62ZM73 93H76V94H73ZM79 93V94H78ZM99 93H101V94H99ZM138 94V95H137ZM3 95V96H2ZM6 95V96H5ZM10 95V98H8V96ZM39 98H37L36 99V96ZM65 95V96H64ZM106 95V96H105ZM123 95V97H121ZM2 96V97H1ZM11 96H13V97H11ZM27 96V97H26ZM76 97V99H74V97ZM136 98H135V97ZM138 96V97H137ZM142 96V97H141ZM156 96V95H155ZM160 96V97H159ZM5 97V98H4ZM6 97H7V100H6ZM31 97V98H30ZM3 98L5 99L4 101L7 103H4L3 102ZM14 98V99H13ZM15 98H18L19 100H23V101H19L18 99H15ZM79 98V99H78ZM165 100H164V99ZM63 99V100H62ZM72 99V100H71ZM73 99H74V101H73ZM81 99V100H80ZM131 99V100H130ZM11 100V101H10ZM33 100V101H32ZM8 101H10V104H11V106H10V104L8 103ZM15 101V102H14ZM18 101V102H17ZM40 101V102H41ZM60 101H62L61 103H60ZM83 102V103H81V102ZM95 101V102H94ZM128 101V102H127ZM143 101V102H142ZM164 101L167 103V105H166V103L164 104ZM2 102L4 103V104H2ZM14 102V103H13ZM64 102V103H63ZM96 102H97V104H96ZM99 102V103H98ZM127 102V103H126ZM130 102V103H129ZM159 102V103H158ZM17 104V106H18V108H17V106L16 105H14V104ZM22 103H25L24 105H22ZM71 103H72V105H71ZM88 105H87V104ZM160 103H161V105H160ZM162 103H163V105H162ZM12 104H13V106H12ZM63 104V105H62ZM85 105V107H84V105ZM168 104H171L170 106L168 105ZM191 104V103H190ZM20 105V106H19ZM62 105V106H61ZM133 105V106H132ZM172 105H173V107H172ZM83 106V107H82ZM98 106V107H97ZM103 106V107H102ZM130 106V107H129ZM162 106V107H161ZM166 106V107H165ZM188 107V108H186V107ZM12 107H13V109H12ZM62 107V108H61ZM80 107H82V111H79V110H81V108ZM152 107H154V108H152ZM157 107V108H156ZM164 107V108H163ZM193 107V106H192ZM3 108V109H2ZM23 108V109H22ZM61 108V109H60ZM93 108V109H92ZM103 108V109H102ZM166 108V109H165ZM25 109V110H24ZM66 109H67V111H66ZM79 109V110H78ZM155 109V110H154ZM157 109H159L158 111H157ZM184 109L186 110V112H185V114H184ZM187 109H188V111H187ZM195 109H196V111H195ZM21 110V112L20 113H22L21 114V116H20V113H19V111ZM95 112H94V111ZM103 110V111H102ZM151 110V111H150ZM166 110V112L164 113V111ZM199 110H200V112H199ZM206 111L208 114H206V116L208 117H202L203 115H202V113L205 115V113H204V111ZM211 110V109H210ZM214 110H215V112H214ZM224 110H226V112L224 111ZM24 111V112H23ZM77 111H79V112H77ZM99 111V112H98ZM169 111V112H168ZM195 111V114L193 113V112ZM203 111V112H202ZM65 114H64V113ZM77 112V113H76ZM81 112H83L82 114H81ZM88 112V113H87ZM94 112V113H93ZM160 112V113H159ZM162 112V113H161ZM183 112V113H182ZM188 112V113H187ZM189 112H190V114H189ZM197 112V113H196ZM199 112V113H198ZM217 112V113H216ZM19 113V114H18ZM84 113H86V114H84ZM209 113H210V116L211 117H209L208 115H209ZM216 113V114H215ZM222 113V114H223ZM64 114V115H63ZM73 114H76L77 116L75 117V115L73 116ZM81 114V115H80ZM103 114H104V116H103ZM129 114V115H128ZM155 114V115H154ZM159 114H160V118H159ZM161 114H162V116H161ZM170 114V115H169ZM186 114H188V115H186ZM198 114H199V120H200V122L198 121V120H196V118H197V116H198ZM215 115V116H213V115ZM235 114H236V112H235ZM241 114V115H240ZM240 114H238V116L237 117H239V119L241 118V119H243L244 118V116H246L247 118H246V120H244L245 122L249 119H251L250 120V122H251V124H250V122H249V120H248V123L251 125V126H253L254 124L252 123V122H254V121H252V118H250L251 117V115H249V116H247V115H244V113H240ZM243 114V115H242ZM157 115H158V117H157ZM181 115H182V117H181ZM185 115V116H184ZM191 115H194V117L193 116H191ZM237 115V114H236ZM66 116V117H65ZM79 116H80V119H79ZM102 116V117H101ZM150 116V117H149ZM167 116V117H166ZM173 116H174V114H173ZM243 116V117H242ZM77 117H78V120H77ZM110 117V118H109ZM154 117L155 118H157V119H154ZM166 117V118H165ZM193 117V118H192ZM67 118V119H66ZM73 118H76L75 119V121L77 120V122H79V124L77 125V122H75L74 120H73ZM82 118V119H81ZM90 118V119H89ZM102 118V119H101ZM204 118H205V120H207L206 121V123H205V121H203L204 120ZM89 119V120H88ZM100 119V120H99ZM209 119V120H208ZM240 119V120H241ZM81 120H84V121H82V123H81ZM119 120V121H118ZM132 120V121H131ZM150 120V121H149ZM193 120V121H192ZM89 121V122H88ZM114 121V122H113ZM131 121V122H130ZM209 121V122H208ZM243 121V123H244V125H245V122ZM84 122V123H83ZM121 122V123H120ZM155 122H157V125L155 124L154 125V123ZM192 122V123H191ZM194 122V123H193ZM203 122V123H202ZM73 123H76L74 126H75V129H74V126H73ZM92 123H94V124H92ZM191 123V124H190ZM247 123V124H248ZM118 124V125H117ZM194 124V125H193ZM203 124H205L204 126H203ZM104 125V126H103ZM132 125V126H131ZM154 125V126H153ZM193 125V126H192ZM202 125V126H201ZM237 125L239 126V125H241L240 127H242V123L241 124H239V123H237ZM195 126V127H194ZM197 126V127H196ZM234 126H236V124L234 125ZM95 127V128H94ZM98 127V128H97ZM128 127V128H127ZM140 127H141V129H140ZM191 127V128H190ZM193 127H194V129H193ZM201 127H202V129H201ZM105 128V129H104ZM184 128V129H183ZM187 128H189L188 130H187ZM70 129H71V131H70ZM125 130V131H124ZM195 130V131H194ZM62 131H63V129H62ZM134 131V132H133ZM186 131V132H185ZM131 132V133H130ZM192 132L193 133H195V135H194V137H193V135H191L192 134ZM197 132V133H196ZM124 133V134H123ZM186 133V134H185ZM191 133V134H190ZM203 133V134H202ZM65 134V133H64ZM98 134V135H97ZM202 134V135H201ZM209 134V136H207ZM129 135V136H128ZM211 135V136H210ZM63 136V135H62ZM186 137H188V138H186ZM203 137L205 138V139H203ZM209 139H208V138ZM61 138V139H60ZM200 138V139H199ZM213 140H212V139ZM60 139V140H59ZM192 139H194L193 141H192ZM199 139V140H198ZM202 139H203V141H202ZM65 140V141H64ZM132 140V141H131ZM191 141V143H189L190 141ZM61 141V142H60ZM201 141V142H200ZM128 142V143H127ZM62 143H63V145L64 144H66V145H62ZM104 144V148H103V144ZM200 143H202V144H200ZM106 144V145H105ZM121 144V145H120ZM129 144H130V149H129ZM95 145H97V146H95ZM100 145H102V146H100ZM63 146V147H62ZM108 146H109V148H108ZM95 147V148H94ZM124 148H125V150H124ZM103 149H105L104 150V152L106 153H104V155L103 156H100V152H101V150L103 151ZM118 149V150H117ZM57 150V151H56ZM197 150V151H196ZM193 152V154L191 153V152ZM53 152V153H54ZM127 152V153H126ZM136 152V153H135ZM187 152V153H186ZM109 153V154H108ZM124 153V154H123ZM132 153H133V155H132ZM56 154H54L55 156H57ZM135 154H137V155H135ZM109 155V156H108ZM126 155V156H125ZM189 155H192V156H189ZM195 158H194V157ZM126 157V158H125ZM138 157V158H137ZM93 158V159H92ZM97 158V161H95V162H93L94 161V159H96ZM120 158V159H119ZM133 158V159H132ZM196 158H197V160H196ZM44 160H47V158L46 159H44ZM43 160V161H44ZM57 161H54L53 163H54V165L56 166H58V164H60V162L59 163H57ZM78 161V162H77ZM91 161H92V163H91ZM121 161H122V163H121ZM123 161H125V162H123ZM138 161V162H137ZM47 162V161H46ZM45 161L41 164L42 166L44 165L45 167H46V165H48V163H46ZM97 162V163H96ZM256 162V161H255ZM46 165H45V164ZM77 163V164H76ZM96 163V164H95ZM101 163V164H100ZM103 163V164H102ZM116 163H118V164H116ZM257 164V163H256ZM41 165H39V167L41 168V169H43V172L45 173V176H44V174H43V176L41 175V176H39L38 177V179H40V180H42V178L43 177H48V178H46V179H44L43 178V180H45L46 182H48V183H42V185L44 186V188L45 189H50L49 191L51 192V189H56V186L57 185H55V184H58V180H56V178H57V176H56V173L54 174L53 173V171H52V169H54V166L52 165V166H49L48 165V168L49 169H51V170H46L45 171V167H41ZM84 166H85V168H84ZM259 168H257L258 170H256L257 172H260V173H258V175H257V177H259V175L260 174H263L264 175V167L263 166H259V164L257 165ZM53 167V168H52ZM120 167H122V168H120ZM80 169L81 170V168H82V170L80 171V172H78L76 169ZM262 168V169H261ZM99 169H100V171H99ZM52 173H51V172ZM104 172V173H103ZM77 173H79L81 176L79 177V175L77 174ZM253 173V172H252ZM47 174V175H46ZM51 174V176H49ZM76 174H77V176H76ZM54 175H55V177L56 178H54ZM53 176V177H52ZM50 177V178H49ZM92 178V179H93ZM50 180H51V182H50ZM53 180V181H52ZM55 180H56V182H55ZM93 180H95V179H93ZM91 182V181H90ZM52 183V184H51ZM88 183V182H87ZM48 184H50L49 185V187H48ZM41 185V186H42ZM46 186V187H45ZM50 186H52V188H50ZM48 187V188H47ZM43 188V189H44ZM48 190H47V193H50ZM40 192V191H39ZM43 192H44V190H43ZM41 195L40 193H37V192H34V195ZM33 195V194H32ZM76 196V195H75ZM70 199H69V198ZM73 197H74V195H73ZM72 197V195H71V197L69 196V195H66L65 196V202L66 201H69V202H71V203H69L68 202V204H72V205H68V206H70L71 208V210H75L73 213H76L75 215H77V216H80V211H85L86 209L88 210L89 208H90V206H84L83 207V209L81 210L78 206H76V204L74 205V203H72L73 201L74 202H77V201H80V199H78L77 201H75L76 199V197L75 198H73ZM257 198L258 197V195H253V193L251 194V198ZM68 199V200H67ZM72 200V201H71ZM81 202V201H80ZM80 202H77V203H80ZM252 202H250V203H245V205H243V206H246L247 208H248V206L247 205H249V208H250V213H252L251 215H250V213L248 214V220H247V218L246 217H244V220L242 219V218H238V219H241V221L242 222H244V224L242 223V225H237L238 223H240V222H238L239 220L238 219H234V220H237V221H234V220H230V222L232 223V225H231V223H230V227H229V225L228 224H225V226L221 229V227H218L219 228V230H216V231H207V233L205 232L204 234V239H203V234L202 233H200L202 236H199L200 234H198L199 232H195L194 234H190V239L189 238H186V239H189V240H186V239H184L185 238V236L183 237L182 236V238H179V239H182L181 241L177 238L178 236H174V238H172L173 236L171 235L170 237H169V235L168 234H165V233H162L163 235H161L160 237L158 236V237H156L155 236V234L156 233H150L149 232V234L148 233H143V234H141V236H142V241L140 242L141 243V245H140V243L139 242H137V244L139 243V245H140V247L139 246H135V245H131V246H133L134 248L135 247H137V248H131L130 246L128 247L127 246V248H126V245H118L117 246V249L115 248V246H114V248H113V246H105V244H104V242L103 241H101V242H98L97 241V243L95 242L96 241V238H93L91 235H89L90 237H92L93 239H94V241H93V239L91 240V238L87 235V234H83L84 236H82V234H80V233H78L79 235H77V233H76V237H75V239H76V241H75V239L73 240V243L75 244L74 246H76L75 248H74V246H73V248L75 249H73V248H71L70 250H69V248H67L69 251H67L66 252V250H65V254H62L63 253V251L61 250V248L60 247H58V249H56V248H54L53 250H50V252L51 251H55L54 253L53 252H49V250H47V252H46V249H42L43 251L42 252H44V253H49L48 255H49V257H51V259H53V261L51 262V263H47V262H49V260H51V259H45V258H47L48 256H46L47 254H44V257H42L43 258V262H44V264H56V262H57V264H73L72 262H76L75 264H78L80 261L82 262V263H80V264H177V262H176V260L178 259L179 260V258L181 259V261L180 262H182L183 264H191V262H194L195 261V257H194V255L193 254H195L196 253V251L198 250L199 252H202V253H212V252H216L215 254H217V256H223V257H231V258H237V259H239V260H242V261H240V263L239 264H247V263H249V264H264V210H261V209H256L255 208V205H253V204H251ZM66 205H67V202L65 203ZM250 204L251 205H253V206H250ZM76 210H77V212H76ZM244 210V209H243ZM243 210H241V212H242V214L245 212V210H244V212H243ZM259 210V211H258ZM63 211V213H60V215L58 216V218L60 219V220H62V219H64L63 221H58V223L60 224V225H63V224H65V222H67L66 220H65V218L66 217H64V215H65V213H64V210H62ZM62 211H60V212H62ZM258 211V212H257ZM230 212H233V210L232 211H230ZM235 212V211H234ZM239 213H240V211H239ZM246 213H248V212H246ZM241 214V213H240ZM207 216V215H206ZM62 217V218H61ZM64 217V218H63ZM252 217V218H251ZM51 219H53V218H51ZM0 220H3V219H0ZM245 220H246V222H245ZM250 221H251V223H250ZM259 221V222H258ZM0 222H3V221H0ZM62 222H64V223H62ZM238 222V223H237ZM247 222H248V225H251L252 226V223L255 225H253L251 228L253 229H251L249 226H247L246 224H247ZM217 223V222H216ZM233 223H236V225H234ZM0 225H1V223H0ZM66 225V224H65ZM65 225H64V229L66 230L67 229V227H65ZM246 227H245V226ZM235 226H238V227H235ZM241 226H243L242 228H241V230L240 229H237L236 230V228H240ZM60 227V228H59ZM58 228H57V226L56 227H54V229L53 230H49V231H53V232H56L57 234H58V232H60V231H62V233L64 234L65 232H69V231H65L63 228H61V226H59ZM55 228H57V231L55 230ZM233 228H235V229H233ZM255 228V229H254ZM256 228H257V230H256ZM226 231V232H224L223 233V231L224 230ZM244 229V230H243ZM222 230V231H221ZM256 230V231H255ZM236 231V232H235ZM255 231V232H254ZM217 232V233H216ZM252 232V233H251ZM62 233H60V235H62ZM212 233V234H211ZM159 234H161V233H158L157 235H159ZM165 235H167L168 236V238H167V236H165ZM86 237V239L84 240L83 238V240L80 238V237ZM149 236V237H148ZM153 236V237H152ZM207 236V238H205ZM78 237H79V239H80V241H78L79 239H78ZM88 237H89V239H88ZM148 237V238H147ZM180 237V236H179ZM186 237H189L188 235H186ZM212 237V238H211ZM214 237V238H213ZM147 238V239H146ZM158 238V239H157ZM195 238V239H194ZM143 239L145 240V241H147V243L145 242V241H143ZM149 239V240H148ZM174 239V240H173ZM176 239H178L177 241H176ZM197 239V240H196ZM88 240V241H87ZM91 240V241H90ZM185 240V241H184ZM209 240V241H208ZM77 241H78V244H77ZM84 241V242H83ZM155 241V242H154ZM176 241V242H175ZM203 241V242H202ZM82 242V243H81ZM86 242H88L87 243V245L86 244H84V243H86ZM91 242H95V244L93 245ZM143 242H145V244L143 243ZM150 242V243H149ZM154 242V243H153ZM159 242V243H158ZM175 242V243H174ZM189 242V243H188ZM197 242H199V243H197ZM100 243V244H99ZM165 243V244H164ZM173 245H172V244ZM187 243V244H186ZM82 244V245H81ZM143 244V245H142ZM148 244H150L149 246H148ZM162 244V245H161ZM199 244V245H198ZM78 245H79V247H78ZM84 245H86V246H89V248L87 247H84ZM93 245V246H92ZM104 245V246H103ZM180 245V246H179ZM81 246H83L84 248L83 249H81ZM96 246H97V248H96ZM99 246V247H98ZM164 246V247H163ZM168 246V247H167ZM174 246V247H173ZM176 246V247H175ZM185 246V247H184ZM196 246H197V249H196ZM10 247V249H8V247H3V248H5V249H3L4 251H7V253H9L10 254V252L12 251V247L11 246H9ZM78 247V249L80 250V252L82 251L83 252V257L84 258H86L87 256V253L88 254H90V255H88V257H90L91 256V258H86V259H84V258H79L78 256H80L81 257V255L82 254H79L80 252H79V250H77L76 248ZM93 247V249H91ZM111 248V250H110V248ZM120 247H122V248H120ZM150 247V248H149ZM182 247V248H181ZM189 247V248H188ZM193 247V248H192ZM7 248V249H6ZM96 248V249H95ZM99 248V249H98ZM103 248H104V250H103ZM107 248H108V250H107ZM119 248V249H118ZM149 248V249H148ZM235 248V249H234ZM40 249V248H39ZM62 249H65V248H62ZM74 250V251H71V250ZM86 249V250H85ZM87 249H89V250H87ZM93 250L92 252H91V250ZM114 249H116V250H114ZM125 249V250H124ZM131 249H133V250H131ZM137 249H139V250H137ZM201 249V250H200ZM212 249V250H211ZM242 249V250H241ZM10 250V251H9ZM29 249H27V250H25L24 252H26L25 253V256H27L26 254H28V256L25 258L24 257V255L22 256V257H18V256H13L12 254V257H9L10 255L9 254H7V255H5V253H4V256L3 257H6V256H8L7 257V259H8V263L9 264H25V262L27 263V264H40L39 262H41V264H43V262L41 261L42 260V258H39L40 256H39V254L32 248H30V252L28 251ZM31 250H33V251H31ZM98 250V251H97ZM100 250V251H99ZM108 252H107V251ZM116 252H114V251ZM155 250V251H154ZM164 250V251H163ZM172 250V251H171ZM213 250H215V251H213ZM13 251H14V249H13ZM62 251V252H61ZM75 251H77V252H75ZM109 251H111V252H109ZM130 251V252H129ZM160 251V252H159ZM186 251V252H185ZM192 251V252H191ZM193 251H195V252H193ZM242 251V252H241ZM34 252V253H33ZM59 252V253H58ZM60 252H61V254H60ZM69 252H70V254H69ZM71 252H74V253H71ZM81 252V253H82ZM85 252V253H84ZM92 254H91V253ZM97 252V253H96ZM106 252L107 253H110L109 255L108 254H106ZM118 252V253H117ZM173 252V253H172ZM77 253V254H76ZM94 253H96V254H94ZM131 253V254H130ZM177 253V254H176ZM189 253H191L190 255H189ZM193 253V254H192ZM29 254H32V256L30 255L29 256ZM34 254H36V257L35 258H37V259H35V258H33V256H34ZM38 254V255H37ZM56 254V255H55ZM60 254V255H59ZM66 254H69L70 256H73V259L75 260H72V258L70 257V256H65ZM71 254H73V255H71ZM86 254V255H85ZM94 254V255H93ZM100 254V255H99ZM102 254H106V257H104L105 255H102ZM162 254V255H161ZM170 254H172L171 256H170ZM180 254V257L179 258H176V256L177 255H179ZM221 254V255H220ZM3 255V254H2ZM51 255H53V256H51ZM63 255V256H62ZM77 255V256H76ZM100 257H99V256ZM102 255V256H101ZM119 255V256H118ZM168 255V256H167ZM182 255V256H181ZM226 255V256H225ZM230 255V256H229ZM46 256V257H45ZM57 256V257H56ZM86 256V257H85ZM92 256H94V260H92L93 258H92ZM124 256V257H123ZM127 256V257H126ZM174 256V257H173ZM0 257H1V255H0ZM24 257V258H23ZM32 257V258H31ZM69 258L68 259V261H67V259L66 258ZM79 259H78V258ZM96 257H98L97 259H96ZM102 257V258H101ZM112 257V258H111ZM117 257V258H116ZM124 258L123 260L122 259H120V258ZM170 257V258H169ZM171 257L173 258V260L171 259ZM178 257V256H177ZM17 258H19V259H21V261L22 262H19V261H17L16 259ZM38 258H39V260H38ZM57 258V259H56ZM59 258V259H58ZM77 258V259H76ZM103 258H104V260H103ZM106 258V259H105ZM110 258V259H109ZM126 258H127V260H126ZM192 258H194V260L192 259ZM12 259H15V262H14V260H12ZM22 259H25V260H22ZM33 259L35 260V261H33ZM64 259V260H63ZM84 259V260H83ZM90 259V260H89ZM109 259V260H108ZM169 259V260H168ZM174 259H176L175 260V263H174ZM12 260V263H10V261ZM87 260V261H86ZM92 260V261H91ZM98 260V261H97ZM177 260V261H178ZM193 260V261H192ZM246 260V261H245ZM249 262H248V261ZM31 261V262H30ZM38 261V262H37ZM47 261V262H46ZM55 261V263H53ZM72 261V262H71ZM91 261V262H90ZM94 261V262H93ZM103 261V262H102ZM168 261V262H167ZM172 261V262H171ZM243 261H245V262H243ZM29 262V263H28ZM34 262V263H33ZM59 262V263H58ZM68 262V263H67ZM78 262V263H77ZM84 262V263H83ZM88 262V263H87ZM96 262V263H95ZM242 262V263H241ZM210 264H212V263H210ZM213 264H215V263H213ZM232 264H238V263H232Z\"/></svg>", "mask_w": 264, "mask_h": 264}]
</instances>
